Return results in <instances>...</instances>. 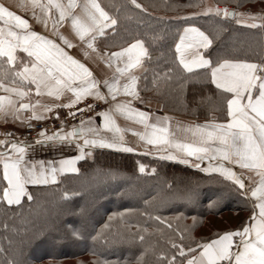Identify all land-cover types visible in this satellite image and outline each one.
Masks as SVG:
<instances>
[{"label":"snow or ice","instance_id":"6c2138e0","mask_svg":"<svg viewBox=\"0 0 264 264\" xmlns=\"http://www.w3.org/2000/svg\"><path fill=\"white\" fill-rule=\"evenodd\" d=\"M128 3L146 11L138 0H128ZM14 8L30 12L43 31L33 30L29 20L17 14ZM209 14L234 18L237 24L244 23L247 18L252 21L248 27L264 28V23H256L264 17L227 7H205L202 12L191 15ZM65 23L69 24L73 39L59 30ZM117 25V18L98 0H83L82 3L80 0H18L16 4L0 0V92L6 93L0 95V118L7 122L11 117L24 124L32 119H46L55 108H67V115L75 119L76 113H83L85 108L94 111L91 104L73 108L86 97L108 105L98 113L102 117L99 128L94 125L92 116L81 115L79 124L70 126L67 131L63 121L55 131L41 129L31 144L27 138L22 139L11 131L0 133V179L5 182L0 187V203L19 205L25 196L32 199L26 185L54 182L57 173L79 172L75 161L90 155L94 147L126 153L137 151L123 141L122 130L116 124V117L122 116L143 125L144 131L134 134L145 145L153 146L144 155H156L159 160H178L208 174L218 173L231 182L230 186L240 195L252 201L248 223L239 229L218 234L210 242L196 243L195 248L171 242L180 257L179 264H264V56L259 61L213 58L215 37L191 24L184 27L175 45L179 68L186 73L204 70L210 82L224 94L228 119L226 123H177L173 128L169 117L153 119L150 112L133 106V101L143 103L138 82L140 73L148 71L145 64L151 59L145 41L133 39L116 51L107 48L99 51L97 38L106 36L108 29L114 33ZM74 46H81L85 60L95 59L102 63L107 73L98 78L85 62L70 54L68 49ZM18 52L23 53V57H19ZM144 79L147 80L146 75ZM173 79V69L168 68L164 72H153L152 83L156 85ZM33 93L39 98L54 97L55 101L44 103L39 98L33 101ZM69 93L67 103L56 102ZM25 112L30 116L25 117ZM56 117L59 118L58 113ZM105 131L116 135L105 136ZM56 144L75 145L79 155L61 160L58 167L28 159V152L34 145ZM204 161L208 163L201 167ZM232 166L244 171H234ZM139 171L145 172L143 164ZM155 171L153 168L152 172ZM245 171L249 175H245ZM192 195L188 192L183 198L190 200ZM152 218L168 229L173 227L159 215ZM44 238L45 235L38 231L29 238L28 244L39 243ZM138 238L144 240L142 235ZM20 255L23 257V250ZM165 258L168 264H177V255ZM137 260H142V255ZM16 264L30 262L21 258Z\"/></svg>","mask_w":264,"mask_h":264},{"label":"trees","instance_id":"16d2710c","mask_svg":"<svg viewBox=\"0 0 264 264\" xmlns=\"http://www.w3.org/2000/svg\"><path fill=\"white\" fill-rule=\"evenodd\" d=\"M98 2L118 20L114 33L108 29L106 36L97 38L101 51L117 50L133 39H143L149 50L148 71L139 80L140 105L155 100L163 111L180 116L228 119L224 94L203 69L183 72L175 45L183 28L191 24L215 37L213 58L259 61L264 56V28L248 27L252 21L247 18L237 24L234 18L191 14L205 7L230 6L264 17V0H138L146 11L135 9L128 0ZM168 68L174 79L153 85V72ZM141 164L144 173L139 171ZM4 184L0 179V187ZM230 185L218 173L180 162L94 149L80 161L79 172L61 175L49 185L30 186L31 200L25 196L19 205L0 203V264H16L21 258L30 264H168L165 257L172 255H177L179 264L171 242L195 248L196 243L210 242L248 223L252 201ZM188 192L192 199L185 200ZM58 200L62 203L51 220L37 212L48 211ZM157 215L172 223V229L152 218ZM229 215L237 217L234 225ZM38 231L45 238L28 244Z\"/></svg>","mask_w":264,"mask_h":264},{"label":"crops","instance_id":"0c3cea01","mask_svg":"<svg viewBox=\"0 0 264 264\" xmlns=\"http://www.w3.org/2000/svg\"><path fill=\"white\" fill-rule=\"evenodd\" d=\"M7 2L10 4H16V3H18V0H7ZM80 2L82 3L83 0H80ZM13 10L17 11V14L22 15L25 19H28L29 23L32 25L33 30L39 31V32L43 31L42 27L33 21L30 12H25L23 9H20V8H14ZM76 11L79 12L80 9L77 8ZM59 30L61 32H63L66 36H68L70 39H73V34L71 33L70 26L68 23H65ZM73 43H74V45L78 44V42L75 39L73 40ZM80 47L81 46H74L72 49H68V51L70 52V54H73V55L77 56V58L81 59L82 62H85L94 71V74H96L98 78H102V76L105 73H107V69L105 68V66L102 63H100L98 60H95V59L85 60L84 57L82 56L81 51H80ZM99 51L103 52L100 49H99ZM112 51H116V50H112ZM21 55L23 56L24 54L18 52V56L21 57ZM142 73L143 72H141L140 75ZM101 90L106 91V89H103V88ZM5 94L6 93L0 92V95H5ZM68 96H70V93L66 94L65 96L60 97V100L56 101V102L57 103H67ZM38 98L39 97L35 96V93H33L31 96V99L33 101H35V99H38ZM39 99H42V101L44 103H50V102L55 101L54 97L50 98L47 96L39 98ZM117 99L120 100V99H123V97H117ZM25 102H27V101H25ZM133 106L135 108L142 110V111L150 112L153 119L155 117H161V118H163L165 116L169 117L171 120V124H172L173 128H175L177 123H179L181 125H188V124H204L205 122L226 123V121H227V119L226 120H219V119H215V118L198 120V119H194V118L180 116V115H177L174 113L165 112L162 110V104L158 101H155V100H147L146 102H144L143 105H140L138 103V101H133ZM107 107H108V105H107ZM66 109L67 108H55V109H53V111L51 113L47 114L46 119L39 120V121H45L48 119L55 118L56 113H58L59 116H61L65 113ZM23 115L25 117H28V116H30V113L25 112V113H23ZM32 120H35V119H32ZM93 122H94V125L99 128L102 124V117H100V116L94 117ZM116 124L122 130V132L120 134L123 135L124 143L127 146L135 147L137 149V151H135V152L144 153L145 151H151L153 149L152 145H145L144 142L142 140H140V138L137 135L134 134L135 132H143L144 131L143 125L137 124L133 120L125 119L122 116L116 117ZM21 125H22V123H20L19 121H14L11 117L8 118L7 122H5V120L3 118H0V133H3L7 129H16L17 131H21L24 128V127L20 128ZM67 130H69V129H66L65 131H67ZM103 135L108 136V137H112L113 135H116V134L105 131V132H103ZM28 143L31 144L32 142H28ZM94 149H109V148L94 147L91 149V151ZM110 150H116V149H110ZM88 151H89V149L87 147H85V152H88ZM116 151H118V150H116ZM77 155H79V150L76 148L75 145H71V146L59 145V144L50 145V146H36V145H34L33 148H31L28 152V159L33 160V161H45L47 163H51L53 167H58L59 162L61 160L66 159V158H72V157H75ZM86 156H88V155H86ZM152 156H156V155H152ZM81 160L75 161V165L78 169H79V163ZM171 161L179 162L178 160H171ZM207 163H208L207 161H204L201 164V167L206 166ZM232 167H233L234 171H237V172L244 171V170H241L239 168V166H232ZM64 174H73V172L57 173L55 181L49 182L47 184L26 185L27 192H28V189L30 186L49 185V184L55 183L59 179V177L61 175H64ZM245 175H249V173H247L245 171ZM246 184H247V180H246Z\"/></svg>","mask_w":264,"mask_h":264},{"label":"built area","instance_id":"2783aa9c","mask_svg":"<svg viewBox=\"0 0 264 264\" xmlns=\"http://www.w3.org/2000/svg\"><path fill=\"white\" fill-rule=\"evenodd\" d=\"M85 104L93 105L94 111L89 112L85 108L83 113H76V118L73 119V117L67 115L69 109H66L65 113L62 116H59V118L55 117L47 122L28 121V123L25 124L24 128L21 131H14L13 129H7L6 131H11L20 138H27L28 142H32L33 139L36 138V133L39 132L41 129H47L49 132L55 131L60 127L61 121L65 123V129H69L70 126L79 124V118L81 115H83L84 117H98V113L107 108V104H105L103 101L94 100L92 97H86L84 101L74 105L73 108H84ZM28 124H31L32 127H29Z\"/></svg>","mask_w":264,"mask_h":264},{"label":"rangeland","instance_id":"374dc122","mask_svg":"<svg viewBox=\"0 0 264 264\" xmlns=\"http://www.w3.org/2000/svg\"><path fill=\"white\" fill-rule=\"evenodd\" d=\"M211 5H212V4H211ZM225 7H227L228 9L231 8L230 6H220V8H225ZM235 10H236V9H235ZM92 181H93V180H92ZM61 203H62V202L58 200V201L56 202V206H55V207L52 205V206H50V207L48 208V211H43V210H41V211H37V212H40L41 215H43V218H44L45 220L49 221V220H51V219L53 218V216L55 215V213H56V211H57V209L59 208V206H60ZM37 212H36V214H39V213H37ZM229 218L231 219V223H232V225H234V224L236 223V218H237V217H235V215H229Z\"/></svg>","mask_w":264,"mask_h":264},{"label":"water","instance_id":"95a60500","mask_svg":"<svg viewBox=\"0 0 264 264\" xmlns=\"http://www.w3.org/2000/svg\"><path fill=\"white\" fill-rule=\"evenodd\" d=\"M230 10H233V9H230Z\"/></svg>","mask_w":264,"mask_h":264}]
</instances>
